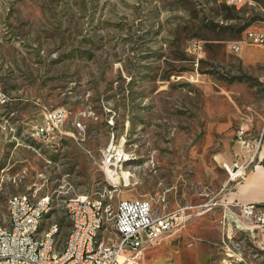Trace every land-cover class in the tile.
<instances>
[{
  "label": "rangeland",
  "instance_id": "1",
  "mask_svg": "<svg viewBox=\"0 0 264 264\" xmlns=\"http://www.w3.org/2000/svg\"><path fill=\"white\" fill-rule=\"evenodd\" d=\"M263 25L264 0H0V225L12 196L51 195L40 232L58 222L61 248L67 199L111 194L101 150L126 136L140 181L113 191L114 206L139 197L176 219L146 264H264L257 232L225 215L202 159L210 124L264 132V67L230 51ZM56 108L67 137L36 140Z\"/></svg>",
  "mask_w": 264,
  "mask_h": 264
},
{
  "label": "built area",
  "instance_id": "2",
  "mask_svg": "<svg viewBox=\"0 0 264 264\" xmlns=\"http://www.w3.org/2000/svg\"><path fill=\"white\" fill-rule=\"evenodd\" d=\"M245 44L264 46V26L246 29L243 39L230 43L231 53L238 56ZM192 47L194 51H203L200 42L193 43ZM67 119L65 109H52L33 131L45 134L52 145L58 144L67 137ZM76 127L82 129V123L78 122ZM236 140L239 150L233 162L226 165L229 183L242 181L256 167L264 149V132L251 134L250 128L241 125L236 130ZM126 143V136L118 141L113 136L101 150L99 167L113 191L140 181L138 173L127 167L135 156L127 150ZM113 191L110 195L81 194L67 199L70 210L78 215V223L76 231L68 232L61 248H58L61 234L58 222L50 223V232L34 233L36 216L48 215V206H54L53 197L42 196L41 202L31 203L25 202L27 194L14 195L15 222L0 225V264H146L145 252L173 230L176 219L171 215H157L152 202L139 197H120L114 206ZM262 205L237 203V210L231 212L237 227L257 232L264 249ZM102 211H109L110 215L112 211H119V221L102 220ZM116 230H123V237H116Z\"/></svg>",
  "mask_w": 264,
  "mask_h": 264
},
{
  "label": "crops",
  "instance_id": "3",
  "mask_svg": "<svg viewBox=\"0 0 264 264\" xmlns=\"http://www.w3.org/2000/svg\"><path fill=\"white\" fill-rule=\"evenodd\" d=\"M239 58L242 63L248 68L255 70L257 67H264V46L258 44H245L242 46ZM248 128H252L250 124H246ZM208 143L204 149L202 159L206 155L209 160L207 164V174L212 176L210 184L212 188H217V196H220V201L225 208V215L233 217L231 210H237L235 204L257 202L264 204V165L258 164L263 160L261 157L245 179L240 182H228L224 169L226 165L233 162L240 144L236 140V132L229 128L227 123L210 124L207 129ZM206 162V161H205ZM262 166V172L259 167ZM260 172V173H259ZM263 175V178L258 180V177ZM219 185V187H218Z\"/></svg>",
  "mask_w": 264,
  "mask_h": 264
},
{
  "label": "bare ground",
  "instance_id": "4",
  "mask_svg": "<svg viewBox=\"0 0 264 264\" xmlns=\"http://www.w3.org/2000/svg\"><path fill=\"white\" fill-rule=\"evenodd\" d=\"M264 26V25H263ZM249 29H253V28H249ZM32 136L38 140L41 141L43 143L46 144H51V141H49V139L47 138V136L45 134H40V133H34V131L32 130ZM262 166L259 167V171L262 172ZM259 172V173H260ZM127 173V171H126ZM263 175L261 173V175L258 177V180L262 179ZM42 201V196L40 197H32L30 195H25V202H31V203H39ZM8 208H9V222H15V208H14V199L13 196L9 199L8 202ZM53 209V206H48V213H50V211ZM65 211L66 214L71 222V226H70V230L69 231H76L77 229V223H78V215L75 214L74 210H70V203L67 200L66 201V205H65ZM115 212L113 213V215H110L109 211H102V220H108L111 221L113 219V223H117L119 221V211H112ZM111 212V214H112ZM44 221V217L43 216H36V220L34 223V233H43V232H50V224L49 226L44 229L42 232H40V228L42 227ZM116 237H123V230H116ZM0 242H1V235H0Z\"/></svg>",
  "mask_w": 264,
  "mask_h": 264
}]
</instances>
